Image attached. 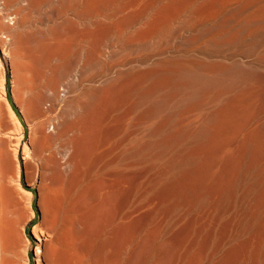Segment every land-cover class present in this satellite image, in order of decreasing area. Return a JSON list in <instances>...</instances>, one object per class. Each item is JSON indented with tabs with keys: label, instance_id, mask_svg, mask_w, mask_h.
<instances>
[{
	"label": "bare ground",
	"instance_id": "obj_1",
	"mask_svg": "<svg viewBox=\"0 0 264 264\" xmlns=\"http://www.w3.org/2000/svg\"><path fill=\"white\" fill-rule=\"evenodd\" d=\"M23 173L37 264H264V0H0V264Z\"/></svg>",
	"mask_w": 264,
	"mask_h": 264
},
{
	"label": "rangeland",
	"instance_id": "obj_2",
	"mask_svg": "<svg viewBox=\"0 0 264 264\" xmlns=\"http://www.w3.org/2000/svg\"><path fill=\"white\" fill-rule=\"evenodd\" d=\"M10 74H11V69H10ZM8 89H9L10 101L12 102V104L14 105V107L17 108L16 105H15V103H14V100L12 98V94H11V91H12V83H10V85L8 86ZM22 183H23V186L25 188L31 189L34 192V195H35V197L33 199V208L35 209V212H36V216L37 217L28 224L26 231H27L28 236L33 241V247L30 249L31 264H37V261L35 260V254H36V249H37V246L35 245L36 244V238L34 237L32 231H33V227L38 222V219H39V216H40L39 209H38V195H37L36 188H31L27 184L24 173L22 175Z\"/></svg>",
	"mask_w": 264,
	"mask_h": 264
}]
</instances>
